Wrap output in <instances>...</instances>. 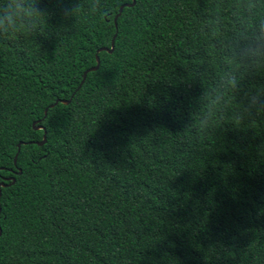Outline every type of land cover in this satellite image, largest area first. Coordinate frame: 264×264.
<instances>
[{
    "label": "trees",
    "instance_id": "obj_1",
    "mask_svg": "<svg viewBox=\"0 0 264 264\" xmlns=\"http://www.w3.org/2000/svg\"><path fill=\"white\" fill-rule=\"evenodd\" d=\"M82 2L0 38V264H264V117L185 130L208 0Z\"/></svg>",
    "mask_w": 264,
    "mask_h": 264
},
{
    "label": "clouds",
    "instance_id": "obj_2",
    "mask_svg": "<svg viewBox=\"0 0 264 264\" xmlns=\"http://www.w3.org/2000/svg\"><path fill=\"white\" fill-rule=\"evenodd\" d=\"M47 2L57 5L63 23L79 22L85 14L82 0ZM45 3L4 0L0 38L27 39L45 30L52 15L42 6ZM99 11L89 6L90 13ZM198 34L203 37L205 54L196 65L201 91L189 100L185 130L207 135L225 124L242 128L264 117V84L246 85L256 76L264 78V0H208ZM213 70L214 79L204 84L200 74Z\"/></svg>",
    "mask_w": 264,
    "mask_h": 264
},
{
    "label": "water",
    "instance_id": "obj_3",
    "mask_svg": "<svg viewBox=\"0 0 264 264\" xmlns=\"http://www.w3.org/2000/svg\"><path fill=\"white\" fill-rule=\"evenodd\" d=\"M134 5H135V0H132V2H131L130 4L123 5V6H121V7L119 8L117 15L114 17V25H115L116 28H117V19H118V17L121 15L123 8H124V7H133ZM114 38H115V36H114ZM114 38H113V41H114ZM113 41H112V43H111V48H110V49H107V48H101L100 50L97 51V53H100V52H109V53H111V52L113 51V49H114V43H113ZM99 65H100V60H99L98 56H96V65H95L94 67H92V68H90V69H88L87 71L84 72V74H83V79H82V82H81V85L84 83L87 74H88L89 72H95V71H97L98 68H99ZM79 88H80V86H79ZM58 103L63 104V105H69V104H70V100H56V102H55L53 105L49 106V108H53V107H55ZM46 114H47V109L45 110L44 118L46 117ZM38 122H39V121L34 122V123L32 124V126H33L34 129L37 130V131H38V130H43V127H41V126L36 127V124H37ZM45 141H46V135H45V133H44L42 141L39 142V143H36V144H37L38 146H42V145L45 143ZM20 145H21V143L18 144V148L20 147ZM16 159H17V155H15V158H14V164L16 163ZM17 174H21V170H19ZM10 179H11V184H10V185L14 184L15 179H13V178H10ZM10 179H3V181L0 182V197H1V188H5V187H8V186H9V185H5L4 181H6V180H10ZM0 213H1V208H0ZM1 233H2V231H1V228H0V236H1Z\"/></svg>",
    "mask_w": 264,
    "mask_h": 264
}]
</instances>
